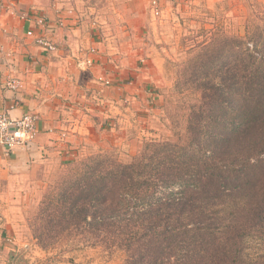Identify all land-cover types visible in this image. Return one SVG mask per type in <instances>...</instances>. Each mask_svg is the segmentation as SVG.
<instances>
[{"label": "trees", "instance_id": "trees-1", "mask_svg": "<svg viewBox=\"0 0 264 264\" xmlns=\"http://www.w3.org/2000/svg\"><path fill=\"white\" fill-rule=\"evenodd\" d=\"M259 38L248 37L254 49L241 52L242 64L201 81V103L190 110L182 144H150L147 155L105 172L89 157L85 164L95 165L57 183L37 209L41 221L51 211L50 226L37 227L39 244L48 247L54 243L44 241L48 235L69 227L96 237L118 229L127 264H264V254L246 253L250 238L264 240ZM224 67L209 60L200 73L217 75ZM111 197L113 206L106 207Z\"/></svg>", "mask_w": 264, "mask_h": 264}, {"label": "rangeland", "instance_id": "rangeland-1", "mask_svg": "<svg viewBox=\"0 0 264 264\" xmlns=\"http://www.w3.org/2000/svg\"><path fill=\"white\" fill-rule=\"evenodd\" d=\"M146 13L143 36H137V22H132L135 29L130 30L132 38L142 43L140 63L147 64L152 79L141 91L144 99H136L134 106L125 110L118 109L119 127H106L100 145L92 144L71 162L51 160L33 173L24 188L29 189L14 199L16 211L9 213L14 227L8 232L0 227V264H127L130 254L123 238L118 237V229L114 235L102 229L101 236L96 237L69 227L56 237L48 235L44 241L54 243L42 247L36 238L37 227L46 226L51 218V211L44 213L42 221L38 216L42 198L64 178L74 180L77 172L95 165L85 164L89 157L98 158L99 168L105 172L133 157L147 155L145 148L150 144H182L190 110L201 103V81H214L218 75H225L227 67L242 64L241 52L254 49L249 36H261L257 49L264 52V0H172L159 17L148 10ZM116 24L124 26L122 20ZM209 60L225 67L217 75L204 74L205 70L200 73ZM87 67L90 65L83 69ZM134 93V98L141 95ZM113 202L111 197L105 206H113ZM247 243L250 257L264 254V240L250 238Z\"/></svg>", "mask_w": 264, "mask_h": 264}, {"label": "crops", "instance_id": "crops-1", "mask_svg": "<svg viewBox=\"0 0 264 264\" xmlns=\"http://www.w3.org/2000/svg\"><path fill=\"white\" fill-rule=\"evenodd\" d=\"M168 1L159 0L160 16ZM149 6V0H0V114L37 119L29 150L6 153L0 146V227L7 232L14 227L9 216L16 211L14 199L40 166L54 159L71 162L92 144L100 145L106 127H119L118 109L144 99L141 91L151 77L140 63L142 43L130 30L137 22V36H143L147 10L153 15ZM38 17L63 18V26L47 34L57 47L53 52L26 35ZM84 57L93 64L79 69ZM12 74L20 80L15 93L4 85ZM135 91L141 95L134 98Z\"/></svg>", "mask_w": 264, "mask_h": 264}, {"label": "built area", "instance_id": "built-area-1", "mask_svg": "<svg viewBox=\"0 0 264 264\" xmlns=\"http://www.w3.org/2000/svg\"><path fill=\"white\" fill-rule=\"evenodd\" d=\"M11 5L12 2H11ZM149 7L155 17L160 15L159 0H149ZM20 20L31 23V18L27 15H19ZM64 24L62 17H56L54 21H50L47 17H38L34 19V24L26 32L28 37L34 38V43L45 51L53 52L57 49L55 43L47 37L54 28H60ZM91 53H96L91 50ZM11 54H8L10 58ZM92 61L87 58L79 61L77 67L83 69L87 65H92ZM110 85L109 82H104ZM6 90L15 93L20 88V80L15 76L8 75L5 80ZM36 117L31 114H24L19 118H11L7 114H0V146L8 153L15 149L29 150L33 145L36 137Z\"/></svg>", "mask_w": 264, "mask_h": 264}]
</instances>
